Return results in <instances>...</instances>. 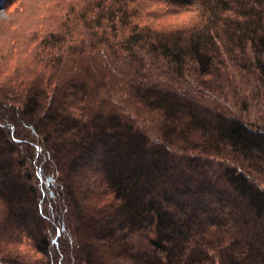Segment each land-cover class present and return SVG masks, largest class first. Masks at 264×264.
I'll return each instance as SVG.
<instances>
[{
  "label": "trees",
  "instance_id": "1",
  "mask_svg": "<svg viewBox=\"0 0 264 264\" xmlns=\"http://www.w3.org/2000/svg\"><path fill=\"white\" fill-rule=\"evenodd\" d=\"M158 1L193 19L97 0L0 67V264H264V0Z\"/></svg>",
  "mask_w": 264,
  "mask_h": 264
},
{
  "label": "rangeland",
  "instance_id": "2",
  "mask_svg": "<svg viewBox=\"0 0 264 264\" xmlns=\"http://www.w3.org/2000/svg\"><path fill=\"white\" fill-rule=\"evenodd\" d=\"M96 1L0 0V67L9 69L11 75L16 74L17 68L26 70L33 67L38 62L35 58L38 48L35 46L40 37L61 29L66 19H75L81 12L91 11ZM106 5L110 6V3L106 2ZM129 7L135 8L137 15L140 14L137 19H132L140 26L178 27L179 21L193 16L174 15L170 6L158 0H135ZM88 13L91 17L92 13ZM247 78L245 88L237 90L235 98L239 99V105L232 108V112L241 114L255 121L259 128H264V87L260 94H256L255 75ZM226 106L231 108L227 103Z\"/></svg>",
  "mask_w": 264,
  "mask_h": 264
}]
</instances>
